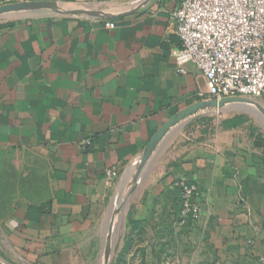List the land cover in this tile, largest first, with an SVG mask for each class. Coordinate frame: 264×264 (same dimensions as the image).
Here are the masks:
<instances>
[{
  "label": "crops",
  "instance_id": "obj_1",
  "mask_svg": "<svg viewBox=\"0 0 264 264\" xmlns=\"http://www.w3.org/2000/svg\"><path fill=\"white\" fill-rule=\"evenodd\" d=\"M27 1L131 12L0 21V257L98 264L115 197L107 173L140 164L173 116L208 100V83L193 64L178 73L172 57L181 42L171 18L182 0ZM213 115L184 127L198 131ZM227 120L199 140L186 128L168 169L132 201L116 259L133 226L135 242L122 264H264V133L244 135L252 120L233 129ZM181 179L200 186L203 214L177 233Z\"/></svg>",
  "mask_w": 264,
  "mask_h": 264
},
{
  "label": "built area",
  "instance_id": "obj_2",
  "mask_svg": "<svg viewBox=\"0 0 264 264\" xmlns=\"http://www.w3.org/2000/svg\"><path fill=\"white\" fill-rule=\"evenodd\" d=\"M8 3L27 0H7ZM113 29L115 23L109 22ZM171 29L181 45L174 49L178 73L193 64L208 83V100L264 97V0H182L172 14ZM92 146L82 141L83 150ZM117 168L107 173L113 187ZM181 194V210L174 220L178 233L199 221L203 214L201 189L196 182L176 183Z\"/></svg>",
  "mask_w": 264,
  "mask_h": 264
},
{
  "label": "water",
  "instance_id": "obj_3",
  "mask_svg": "<svg viewBox=\"0 0 264 264\" xmlns=\"http://www.w3.org/2000/svg\"><path fill=\"white\" fill-rule=\"evenodd\" d=\"M144 4L145 3H142L141 5ZM38 11H50L58 15H82L102 20L119 19L131 13L117 15L100 9L70 7L55 1H25L0 5V18L30 14ZM231 110L239 111L255 117H261V115L264 116V107L261 106L258 101L250 98H225L221 101L204 100L196 103L173 116L150 141L144 150L143 157L139 164L138 174L142 171H147L159 152L171 140L172 136H174L176 132L184 127L189 121L201 116L209 114L219 115ZM127 203L128 200L125 199L119 207L114 208L113 212H111L108 223V234L106 236L101 259L98 264H112L114 260L115 240L113 227L116 221L115 218L121 213ZM122 215L123 214H121V216ZM0 264L7 263L0 257Z\"/></svg>",
  "mask_w": 264,
  "mask_h": 264
},
{
  "label": "rangeland",
  "instance_id": "obj_4",
  "mask_svg": "<svg viewBox=\"0 0 264 264\" xmlns=\"http://www.w3.org/2000/svg\"><path fill=\"white\" fill-rule=\"evenodd\" d=\"M9 18H0L1 20H8ZM12 19V18H11ZM259 104L264 107V97L259 99ZM240 114L244 115L243 113H239V111H227L221 114H216L210 116V118L206 117L200 121L201 129L196 130L195 124H190L189 127H182L179 129L174 136H172L171 140L163 147V149L159 152L157 157L151 163L147 171H142L138 174L139 164L128 165L120 169L119 177L117 182L114 184L113 191L115 197L113 199V204L111 206V210L109 211L106 222L109 223L111 212H113L115 207H119L121 203L128 200V203L124 206L121 213L116 216V223H114V240H115V250H114V260L113 263L118 255V252L121 250V247L124 244V238L126 233V226L129 223V214L132 201L143 191V188L147 183L152 181L156 176L161 175L168 169L170 165V160L172 161V157L174 156V149L175 147L183 142V134L189 129V133L191 134L189 137L192 140H199L204 138L202 135L206 131H210L212 135L219 132L221 123L224 120L232 119L237 116H241ZM246 116V115H244ZM248 120H252V126H244L242 128L245 129V134L248 135L250 132L263 135L264 133V116L251 118L250 115L246 116ZM185 130V131H184ZM263 132V133H261ZM244 133V132H243ZM121 214H125V220L120 219ZM119 223V225H117ZM184 231V230H183ZM182 231V232H183ZM178 232V230H177Z\"/></svg>",
  "mask_w": 264,
  "mask_h": 264
},
{
  "label": "trees",
  "instance_id": "obj_5",
  "mask_svg": "<svg viewBox=\"0 0 264 264\" xmlns=\"http://www.w3.org/2000/svg\"><path fill=\"white\" fill-rule=\"evenodd\" d=\"M5 3H8V1L7 0H0V4H5ZM200 120H203V119H200ZM247 121H248V118L246 116H244V115H241V116H237V117H234L233 119L225 121L224 125L228 129H233V128H238V127L242 126ZM259 139H262V136H260ZM177 190H178V192L180 194V189L177 188ZM180 198H181V194H180ZM180 210H181V208H180ZM180 210H179V212H180ZM179 212H178V214H179ZM178 214H177V216H178ZM132 224H134V223L131 222V225ZM135 228H136V226H133V231L131 232V234H129L126 237L125 247L121 251L119 257L116 259L115 264H122L123 261H124V258L126 257L125 255L128 254V252L131 250L132 245L135 242V238H134V235H133V232L135 231Z\"/></svg>",
  "mask_w": 264,
  "mask_h": 264
},
{
  "label": "bare ground",
  "instance_id": "obj_6",
  "mask_svg": "<svg viewBox=\"0 0 264 264\" xmlns=\"http://www.w3.org/2000/svg\"><path fill=\"white\" fill-rule=\"evenodd\" d=\"M113 230H114V228H113ZM114 234V233H113Z\"/></svg>",
  "mask_w": 264,
  "mask_h": 264
}]
</instances>
